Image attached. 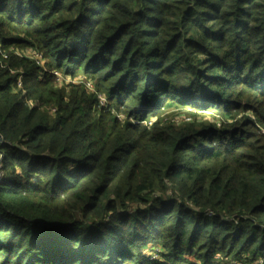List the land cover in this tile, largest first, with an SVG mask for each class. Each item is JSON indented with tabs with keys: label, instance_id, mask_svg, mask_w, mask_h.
<instances>
[{
	"label": "trees",
	"instance_id": "16d2710c",
	"mask_svg": "<svg viewBox=\"0 0 264 264\" xmlns=\"http://www.w3.org/2000/svg\"><path fill=\"white\" fill-rule=\"evenodd\" d=\"M0 50V264H264V0H0Z\"/></svg>",
	"mask_w": 264,
	"mask_h": 264
},
{
	"label": "rangeland",
	"instance_id": "374dc122",
	"mask_svg": "<svg viewBox=\"0 0 264 264\" xmlns=\"http://www.w3.org/2000/svg\"><path fill=\"white\" fill-rule=\"evenodd\" d=\"M20 50H22V53L24 54V55H26V56H34L35 54H40V53H38V52H35V51H33V50H31V52L29 51L30 50V48H28V49H20ZM41 55V54H40ZM3 57V56H2ZM40 59L42 60V57H40ZM40 59H38L37 61H39V62H41V60ZM57 74L58 75H56V78H57V85H61V84H63V83H67V82H70V81H72L73 83H75V84H77V83H80V81L81 80H83V76H81V75H78V76H75V77H73V78H70L69 76H64V75H62L61 73H59V72H57ZM171 118H173V119H177L178 121H181V118H187V120H189V118L190 117H186L185 116V113H183V112H175V113H173L171 116H170ZM206 118H210L208 115H206L205 116ZM2 174V172L0 171V175ZM152 246V245H151ZM150 248V247H149ZM155 246H154V248H153V250H149V249H144L143 251L145 252V254L147 255V256H153L154 258H161L158 254L157 255H155V253H159L158 251H156V252H154L155 251ZM161 249V248H160ZM159 249V250H160Z\"/></svg>",
	"mask_w": 264,
	"mask_h": 264
},
{
	"label": "built area",
	"instance_id": "2783aa9c",
	"mask_svg": "<svg viewBox=\"0 0 264 264\" xmlns=\"http://www.w3.org/2000/svg\"><path fill=\"white\" fill-rule=\"evenodd\" d=\"M0 52H1V50H0ZM1 56H6V54L4 53V52H1ZM34 58H36L37 60L38 59H40V57H41V55L40 54H35L34 56H33ZM41 60V59H40ZM39 62V61H38ZM41 62H42V60H41ZM41 62H39V63H41ZM55 74L56 75H58L57 74V72H55ZM85 86H86V88L89 90V91H94V87H93V84H92V82L91 81H88V80H86L85 81ZM100 101L101 102H104L105 101V98H104V96L103 95H101L100 96ZM181 119H186L187 120V118H181ZM175 122H179L177 119L175 120ZM0 142H2V136L0 135ZM1 160H2V153L0 152V171H1ZM1 176H2V174L0 175V178H1ZM212 214V212H208V215H211ZM153 250V249H152ZM156 251H158V249H156L155 248V251L154 252H156ZM155 255H157V253H155ZM152 256V255H151ZM153 257V256H152ZM154 258V257H153Z\"/></svg>",
	"mask_w": 264,
	"mask_h": 264
}]
</instances>
